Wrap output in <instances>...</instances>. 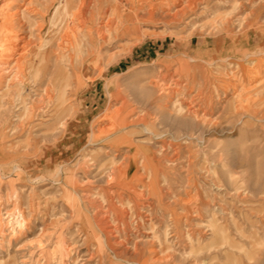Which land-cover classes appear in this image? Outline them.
Masks as SVG:
<instances>
[{"label": "rangeland", "instance_id": "374dc122", "mask_svg": "<svg viewBox=\"0 0 264 264\" xmlns=\"http://www.w3.org/2000/svg\"><path fill=\"white\" fill-rule=\"evenodd\" d=\"M73 1L0 0V264H264V0Z\"/></svg>", "mask_w": 264, "mask_h": 264}, {"label": "bare ground", "instance_id": "6f19581e", "mask_svg": "<svg viewBox=\"0 0 264 264\" xmlns=\"http://www.w3.org/2000/svg\"><path fill=\"white\" fill-rule=\"evenodd\" d=\"M50 2H52V0H50ZM64 3H60V4H54L53 6V10L51 12V15L49 16V22L50 23H55L59 18H63V17H67V19L69 18L70 16V11H68L69 7L71 5H73L74 1L73 0H63ZM37 3V2H36ZM53 3V2H52ZM82 3V2H81ZM80 3V4H81ZM39 5V4H38ZM45 5V4H44ZM47 5V4H46ZM50 5V3H49ZM41 7V6H40ZM80 7V5H79ZM168 14V13H167ZM174 14V13H173ZM176 14V13H175ZM19 19H26L27 18V15L25 12H21L19 14ZM91 18H93L91 16ZM28 20V19H27ZM92 20V19H91ZM31 22V20H30ZM32 27V26H31ZM17 37V36H16ZM27 38V37H26ZM26 41V40H25ZM4 44V43H3ZM16 46V45H15ZM25 56V55H24ZM34 59V58H33ZM32 59V60H33ZM36 60V59H35ZM15 61V60H14ZM34 61V60H33ZM1 62V61H0ZM24 63V62H22ZM28 63V62H26ZM10 62H4V63H1L0 64V81L1 80H4L3 83L5 84H8V82L10 81L11 79V76L13 75H10L12 73H14V75H16V68L19 69L21 66H20V63H18V61H15L13 62L11 65ZM19 64V65H18ZM14 69L13 71H11V69ZM30 69V68H29ZM11 72V73H10ZM16 77V76H14ZM66 81V80H64ZM10 88V85L8 84L7 86L5 85V89L3 91L7 92V90H9ZM59 97L61 95V92H59ZM1 100V99H0ZM1 102V101H0ZM178 106V105H177ZM178 112H180V107H178L176 109ZM120 117V122H119V128L121 129L122 127H125L126 124H127V121H126V118L128 116L127 113L123 114V115H118ZM120 138V137H119ZM117 138V139H119ZM106 145H109L111 148H115L117 145V140H114V139H106L105 141ZM105 145V144H104ZM126 145L127 146H130L132 147L133 145L130 144L129 142H126ZM119 166V165H118ZM120 168V166H119ZM106 174V177L110 178L111 180L113 179H117V180H120L123 178L124 174H125V171L124 170H120L118 169V171H116L115 169L113 168H110L109 171H106L105 172ZM110 180V181H111ZM109 182V180H108ZM133 182H136L138 185L140 184V181L138 180H134ZM136 184V185H137ZM110 191V190H109ZM93 194H97V193H93ZM114 198V197H113ZM110 202V201H109ZM103 206V205H102ZM106 212V211H105ZM99 214V213H98ZM97 214V215H98ZM106 214V213H105ZM106 217V216H105ZM73 220H75L79 226L76 228V230L83 232V234L85 235V237L83 238L85 240V242L88 244H93V246H95V250L98 251V252H101L102 250V243L96 238V230H99V232H102L103 234L106 235V233H111L114 231V226L110 224L107 225L106 222L103 221L102 218H98L96 217V214L95 216H93L92 218H89L86 216H81V214L79 215H75V217L73 218ZM211 220V219H210ZM211 224V234L213 237L219 235L221 237V239L219 240H216V243H215V246H221V245H225V244H228L229 241H228V238H226V236L224 235V229L223 228H219L217 227L216 223L214 221H211L210 222ZM218 224V223H217ZM75 225V224H74ZM26 228V227H25ZM114 233H116V231H114ZM102 234V235H103ZM2 235V234H1ZM113 235V234H112ZM111 235V236H112ZM116 235V234H115ZM112 236V237H116V236ZM104 236V235H103ZM106 239V238H105ZM109 242V241H108ZM2 243V242H1ZM72 244H70L68 247H66L65 249H63L62 251V246L63 244L60 243L58 244V251H59V259H61V254H69V253H73V251L76 249L75 247V244L74 242H71ZM117 243V242H116ZM112 244V243H111ZM41 245V244H40ZM112 246V245H111ZM116 246V245H115ZM114 246V247H115ZM228 246V245H227ZM108 247V246H107ZM110 247V245H109ZM235 247V246H234ZM64 248V247H63ZM111 248V247H110ZM221 248V247H220ZM113 249V246L112 248ZM115 250V249H114ZM76 251V250H75ZM116 253V252H115ZM118 254V253H116ZM118 255H121L120 253ZM135 259V258H134Z\"/></svg>", "mask_w": 264, "mask_h": 264}]
</instances>
